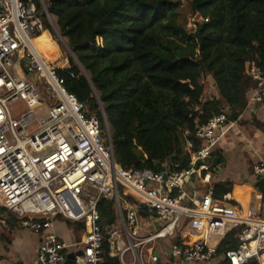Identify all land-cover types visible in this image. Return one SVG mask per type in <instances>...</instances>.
Wrapping results in <instances>:
<instances>
[{"label": "built area", "instance_id": "2783aa9c", "mask_svg": "<svg viewBox=\"0 0 264 264\" xmlns=\"http://www.w3.org/2000/svg\"><path fill=\"white\" fill-rule=\"evenodd\" d=\"M46 16L56 29L48 11ZM193 20L196 27L208 18L197 11ZM45 28L34 0H0V205L19 215L25 228L43 234L39 264H61L66 250L77 244L83 254L76 264L82 258L103 264L105 246L123 264H158L155 242L168 237H173L168 252L178 261L264 264V156L252 166L255 184L248 191L238 188L245 197L230 190L219 198L213 188L200 192L195 187L197 181H209L210 158L230 106L198 122L195 131H182L190 156L185 167L168 162L158 171L125 168L116 159L103 108L102 118L89 113L68 89L59 69L69 67L70 59L60 58V50L53 60L35 46ZM247 65L255 83L252 100L262 102L264 67L255 60ZM105 199L116 207L115 222L106 226L100 211ZM140 210L153 213L154 229L144 226ZM58 215L84 222L81 241L60 238ZM185 230L198 238L188 241ZM233 230L237 245L217 255Z\"/></svg>", "mask_w": 264, "mask_h": 264}, {"label": "trees", "instance_id": "16d2710c", "mask_svg": "<svg viewBox=\"0 0 264 264\" xmlns=\"http://www.w3.org/2000/svg\"><path fill=\"white\" fill-rule=\"evenodd\" d=\"M34 1L45 26L52 27L48 11L85 68L87 76L70 56V66L59 71L89 113L102 118L103 108L116 159L125 168L158 171L168 162L185 167L190 156L182 131H195L225 104L237 118L253 81L248 61L264 67V0H188L192 15L200 11L208 18L189 29L181 20V0ZM40 36L42 44L58 47L48 32ZM207 77L220 98L204 99ZM231 188L223 183L213 190L220 198ZM100 211L104 226L115 222L112 199L103 200ZM79 225L84 229V222ZM237 243L233 230L217 255ZM103 264L123 262L105 246ZM215 264L231 263L222 258Z\"/></svg>", "mask_w": 264, "mask_h": 264}, {"label": "crops", "instance_id": "0c3cea01", "mask_svg": "<svg viewBox=\"0 0 264 264\" xmlns=\"http://www.w3.org/2000/svg\"><path fill=\"white\" fill-rule=\"evenodd\" d=\"M48 46L52 47V43L49 41ZM58 54H60V48ZM208 79L210 88L208 87L207 96L204 99L212 95L220 98L216 83L210 77ZM254 85L255 83L252 81V85L246 93L247 104L239 116L231 118L230 115L233 112H229V118L220 132V138L210 158L209 181L205 183L197 181L195 184L200 192L207 188L214 189L216 185L226 183L232 187L231 190L234 194L240 195L239 186H244L248 191L255 184L256 179L252 173V166L259 155L264 156V101L252 100ZM240 196L245 197V195ZM113 206L116 210L114 201ZM141 216L145 227L148 229L156 227V221L151 211H143ZM55 229L60 238L67 242H79L85 233L79 222L68 220L62 215L56 217ZM184 233L188 241L198 238L188 230H185ZM179 235L177 234L176 237ZM42 238V233H35L25 228L19 215L0 205V264H39L38 250ZM172 240L173 237L156 240V251L160 255L158 264H205L203 262L178 261L172 258L168 252ZM81 248V244L72 246L66 250V255L68 256ZM110 254L117 255L113 250ZM128 258L131 259L130 256ZM61 264L69 263L63 261Z\"/></svg>", "mask_w": 264, "mask_h": 264}, {"label": "rangeland", "instance_id": "374dc122", "mask_svg": "<svg viewBox=\"0 0 264 264\" xmlns=\"http://www.w3.org/2000/svg\"><path fill=\"white\" fill-rule=\"evenodd\" d=\"M180 11H181L182 22L186 23V26L188 29H189V27L192 28L194 20H193V15L191 14V6H190V3L188 0H181ZM49 29H51L52 37L62 52V57H60V58H63L64 56H67L69 58L71 56L74 58L76 63L79 64L77 62L75 56L73 55L74 53H72V51L66 45V39L61 35L64 38V41H60L58 31L53 27L45 28V31L49 33ZM207 78H205L206 81H207ZM208 83L210 84L209 79H208ZM209 88H210V85H209Z\"/></svg>", "mask_w": 264, "mask_h": 264}, {"label": "water", "instance_id": "95a60500", "mask_svg": "<svg viewBox=\"0 0 264 264\" xmlns=\"http://www.w3.org/2000/svg\"><path fill=\"white\" fill-rule=\"evenodd\" d=\"M55 27H56V30L58 31V33L60 34V32H59V30H58V28H57L56 25H55ZM60 35H61V34H60ZM66 45H67L68 48L73 52V50L69 47V45L67 44V42H66ZM73 53H74V52H73ZM74 56H75L77 62H78L80 65H82V64L79 62V60H78L77 56L75 55V53H74ZM82 66H83V65H82ZM174 155H175V154H173L172 156H170V157H169V160H171V159L173 158ZM156 163H158V161H156ZM212 169H213V166H212ZM259 183H261V180L259 181ZM143 211H144V210H140V213L142 214ZM82 254H83V250H82V249H80V250H78V251H74V252L70 253L64 261H67L69 264H76V256H77V255H82ZM79 264H87V263H86V261L82 258V259L79 261Z\"/></svg>", "mask_w": 264, "mask_h": 264}, {"label": "bare ground", "instance_id": "6f19581e", "mask_svg": "<svg viewBox=\"0 0 264 264\" xmlns=\"http://www.w3.org/2000/svg\"><path fill=\"white\" fill-rule=\"evenodd\" d=\"M41 36H38L35 40H34V44L37 48L43 50V51H46L48 53V55L51 57V59H56V57H58V53H59V47H50L48 46V41L44 44H42L40 42V39ZM51 43V42H50ZM58 54V55H57Z\"/></svg>", "mask_w": 264, "mask_h": 264}]
</instances>
